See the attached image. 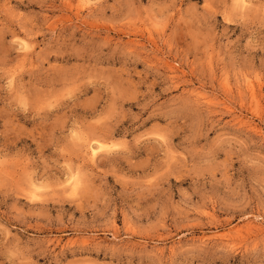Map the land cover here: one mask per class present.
Masks as SVG:
<instances>
[{"label": "rangeland", "instance_id": "rangeland-1", "mask_svg": "<svg viewBox=\"0 0 264 264\" xmlns=\"http://www.w3.org/2000/svg\"><path fill=\"white\" fill-rule=\"evenodd\" d=\"M0 264H264V0H0Z\"/></svg>", "mask_w": 264, "mask_h": 264}, {"label": "bare ground", "instance_id": "bare-ground-1", "mask_svg": "<svg viewBox=\"0 0 264 264\" xmlns=\"http://www.w3.org/2000/svg\"><path fill=\"white\" fill-rule=\"evenodd\" d=\"M242 1H243V0H242ZM238 4H239V3H238ZM240 4H241V3H240ZM239 6H240V5H239ZM242 6H243V5H242ZM242 6H241V7H242ZM246 86L248 87L249 91L251 92L250 95L253 96V92H254V91H253V88H252V84H251V82L248 81ZM197 95H198V94H197ZM252 96H251V97H252ZM100 145H101V144H100ZM95 147H96V146H95ZM92 149H93V148H92ZM95 149H96V148H95ZM93 150H94V149H93ZM92 154H93V153H92ZM222 236H223V235H222Z\"/></svg>", "mask_w": 264, "mask_h": 264}]
</instances>
